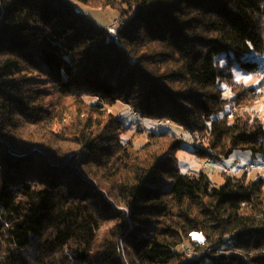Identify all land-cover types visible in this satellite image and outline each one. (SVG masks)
I'll return each instance as SVG.
<instances>
[{"label":"trees","instance_id":"16d2710c","mask_svg":"<svg viewBox=\"0 0 264 264\" xmlns=\"http://www.w3.org/2000/svg\"><path fill=\"white\" fill-rule=\"evenodd\" d=\"M0 5V264H264V180L182 173L181 138L139 127L136 147L110 111L170 120L204 162L263 157L264 81L233 69L261 74L264 0Z\"/></svg>","mask_w":264,"mask_h":264},{"label":"rangeland","instance_id":"374dc122","mask_svg":"<svg viewBox=\"0 0 264 264\" xmlns=\"http://www.w3.org/2000/svg\"><path fill=\"white\" fill-rule=\"evenodd\" d=\"M81 9V8H80ZM83 10V9H81ZM95 21L97 27H113L119 26L123 21L119 18L118 13L112 8L106 9H92L86 8ZM83 10L84 12H86ZM87 12V13H88ZM88 15V14H87ZM119 23L115 25L116 22ZM117 31V30H116ZM254 60L261 64V74H249L246 73L244 70L234 67L233 73L235 80L239 83H243L248 87H259L260 84L264 81V56L263 55H255ZM226 96L230 97V92H226ZM234 108V107H233ZM237 109V108H236ZM233 110V109H232ZM110 111L116 115L120 119H122L127 126H129L128 133L126 138L133 141V144L136 147H140L146 142V132L138 133V128H147L149 131H157L167 129L173 135L181 138L183 140L182 149L178 154V158L180 161V169L182 173L185 174H195L199 173L202 169H204L205 162L199 160L195 155V151L198 146L195 145L191 136L183 131L181 128L177 127L176 125H171L168 127H157L158 125L155 122L148 121V120H140L135 118L131 115V108L124 104H117L115 107L111 108ZM237 111V110H236ZM236 113V112H235ZM252 113L261 117L264 120V101L257 104L253 109ZM241 154L236 153L230 159H226L223 162L218 163H211L206 172L209 174L212 183L215 187H220L224 184V177L223 173L226 174H233L235 176L241 177L246 171L244 167L248 164L249 160L245 157L242 158L239 164L237 160ZM227 170H230L227 172ZM250 177L253 180H264V167L259 169H252L250 172ZM193 238V237H192Z\"/></svg>","mask_w":264,"mask_h":264},{"label":"built area","instance_id":"2783aa9c","mask_svg":"<svg viewBox=\"0 0 264 264\" xmlns=\"http://www.w3.org/2000/svg\"><path fill=\"white\" fill-rule=\"evenodd\" d=\"M77 11L81 14H84V15H87L88 13L87 12H84L83 10H81L80 8H77ZM4 13V10L3 9H0V18L1 16L3 15ZM119 23L116 22L115 25H117ZM121 24H124V22L122 21ZM110 32L113 36L116 35V30H117V26H113V27H110ZM236 107L233 108L232 110V115L236 112ZM131 115L135 118H138L140 120H143V116H141L139 113L135 112V111H131ZM158 126H170L172 125V122L170 120H166V121H159L157 123ZM249 160L248 164L244 167L245 171H248V170H252V169H259V168H262L264 167V156L263 157H259V158H253V157H248L247 158ZM211 165V162L210 161H206L205 164H204V169H208L209 166ZM230 170H227V172H229ZM195 234V233H194ZM194 234H193V239L195 241H197L194 237ZM203 238L202 241H200V243H204L205 242V238L202 234H200Z\"/></svg>","mask_w":264,"mask_h":264},{"label":"bare ground","instance_id":"6f19581e","mask_svg":"<svg viewBox=\"0 0 264 264\" xmlns=\"http://www.w3.org/2000/svg\"><path fill=\"white\" fill-rule=\"evenodd\" d=\"M194 237H195V239H196L198 242H200V241L203 240V238H202V236L200 235V233H195V234H194Z\"/></svg>","mask_w":264,"mask_h":264},{"label":"crops","instance_id":"0c3cea01","mask_svg":"<svg viewBox=\"0 0 264 264\" xmlns=\"http://www.w3.org/2000/svg\"><path fill=\"white\" fill-rule=\"evenodd\" d=\"M245 157L248 158V157H250V156H248V155H240L239 158H238V160H237V163H236V164H239L240 161H241V159H242V158H245Z\"/></svg>","mask_w":264,"mask_h":264},{"label":"water","instance_id":"95a60500","mask_svg":"<svg viewBox=\"0 0 264 264\" xmlns=\"http://www.w3.org/2000/svg\"><path fill=\"white\" fill-rule=\"evenodd\" d=\"M0 9H2L1 5H0Z\"/></svg>","mask_w":264,"mask_h":264}]
</instances>
